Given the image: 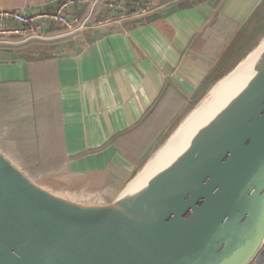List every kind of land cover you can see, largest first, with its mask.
Here are the masks:
<instances>
[{
	"label": "water",
	"instance_id": "95a60500",
	"mask_svg": "<svg viewBox=\"0 0 264 264\" xmlns=\"http://www.w3.org/2000/svg\"><path fill=\"white\" fill-rule=\"evenodd\" d=\"M121 1L104 0L99 17ZM85 41L53 40L47 53L80 50ZM18 58L0 48V63ZM252 69L183 155L130 189L145 163L109 201L57 193L0 149V264H248L264 252V52Z\"/></svg>",
	"mask_w": 264,
	"mask_h": 264
},
{
	"label": "crops",
	"instance_id": "0c3cea01",
	"mask_svg": "<svg viewBox=\"0 0 264 264\" xmlns=\"http://www.w3.org/2000/svg\"><path fill=\"white\" fill-rule=\"evenodd\" d=\"M125 1L114 11L108 3L106 13L129 12L150 2L152 9L144 16L154 17L142 22L133 21L139 16L126 17L107 26L85 28L64 37H85L80 50L62 48L40 62L43 70L48 64L54 66L51 86L56 95L51 99L49 118L40 117V126L51 129L42 141L44 147L60 146L65 160L59 170L39 182L79 201L104 202L116 197L164 143L167 132L178 125H172L175 114L185 109L184 117L221 78L226 58L240 41L249 37L258 42L264 35V0ZM59 2L0 0V10L32 14L55 10ZM103 2L96 7V17ZM88 8L84 3L69 6L66 14H82ZM241 8L247 11L239 16ZM218 15L238 27L220 54L212 57L203 49L202 33ZM41 21L47 30L61 29L57 22ZM12 49L19 58L0 63V81L26 89L27 60ZM47 51L31 44L25 50L26 58L47 56ZM32 64V76L40 81L42 70ZM43 79L47 81V73ZM147 128L150 134L160 131L150 142Z\"/></svg>",
	"mask_w": 264,
	"mask_h": 264
},
{
	"label": "trees",
	"instance_id": "16d2710c",
	"mask_svg": "<svg viewBox=\"0 0 264 264\" xmlns=\"http://www.w3.org/2000/svg\"><path fill=\"white\" fill-rule=\"evenodd\" d=\"M237 27L236 22L228 17L224 15L216 16L204 33H202V38L205 40L203 45L204 51L212 57L218 56ZM249 40L251 41L252 39L249 38ZM48 42L32 39L13 46L27 60L30 76L26 79V89L14 87L11 85V82L0 81V148L2 150H4L3 147L7 148V155L10 152L18 153V157L11 156V158L15 161H26V165L22 168L32 177L59 170L65 160L64 150L60 149V146L49 147V144H47L44 147L42 135L47 136L51 129L40 126V117L46 115L45 118H49L48 110L51 107V99L56 96L54 88L51 86L53 73L55 72L54 66L52 67V64H48L43 70V64L40 62L52 56L36 55L33 58L29 56L26 58L25 53L27 46L31 44L37 43V45H41L45 49ZM237 52L238 49L234 52L235 56ZM32 63H37V70H42L43 77L44 73H47V81L43 77L40 81L38 78H33L32 74L34 70L31 68ZM160 116L166 117L165 114ZM146 118L147 115L144 116V120ZM182 119L183 117L177 122L179 123ZM175 128H171L167 132V136ZM147 130L146 139L148 142L152 141L154 135L160 132L153 130V133L151 132L150 134V128H147ZM27 169L31 170L32 173H28ZM113 178H115V175L110 176V179Z\"/></svg>",
	"mask_w": 264,
	"mask_h": 264
},
{
	"label": "built area",
	"instance_id": "2783aa9c",
	"mask_svg": "<svg viewBox=\"0 0 264 264\" xmlns=\"http://www.w3.org/2000/svg\"><path fill=\"white\" fill-rule=\"evenodd\" d=\"M99 1L101 0H60L57 9L32 14L14 9L0 10V48H12L14 45L32 39L49 42L63 39L85 28L103 27L126 17L144 16L152 9V3L147 2L129 12L105 13L103 17H96L95 12ZM83 3L89 6L84 13L66 14V9L69 6ZM42 18L50 22H57L61 29L58 31L45 29L41 21ZM262 248H264V244ZM248 264H264V252L260 251Z\"/></svg>",
	"mask_w": 264,
	"mask_h": 264
},
{
	"label": "bare ground",
	"instance_id": "6f19581e",
	"mask_svg": "<svg viewBox=\"0 0 264 264\" xmlns=\"http://www.w3.org/2000/svg\"><path fill=\"white\" fill-rule=\"evenodd\" d=\"M263 52L264 38L227 76L218 82L213 91L186 118L181 127L167 141L165 140L166 142L159 147L157 152L146 162L141 172L129 184L130 189L140 186V184L147 181L160 168L169 164L177 156L185 153L194 136L213 119L234 92L240 86L242 87L245 84V80L252 75V68Z\"/></svg>",
	"mask_w": 264,
	"mask_h": 264
},
{
	"label": "rangeland",
	"instance_id": "374dc122",
	"mask_svg": "<svg viewBox=\"0 0 264 264\" xmlns=\"http://www.w3.org/2000/svg\"><path fill=\"white\" fill-rule=\"evenodd\" d=\"M246 8H241L240 9V13H239V16H242L243 14H245L246 13ZM262 37V36H261ZM247 38H249V37H247ZM245 39V40H241L240 41V43H239V47H238V52L236 53V56L234 55V52H231L232 54H230L227 58H226V60H225V62H224V65L222 66V71H221V77H223V76H225L226 75V73L231 69V68H233L234 67V65H236L239 61H240V59H242L245 55H246V53L248 52V51H250V45H254L255 43H258V42H256L257 40L255 39H253V40H249V39ZM256 45V44H255ZM245 53V54H244ZM188 108V107H187ZM186 108V109H187ZM185 110V109H184ZM184 110H182L180 113L178 112V113H176L175 114V116H174V119H173V121H172V125H173V123H178L177 121H178V119L183 115V113H184ZM175 123V124H176ZM165 137V136H164ZM163 137V138H164ZM1 147V146H0ZM1 150H2V148H0ZM3 149L4 150H2L6 155H7V153H6V151H7V148H4L3 147ZM10 155V156H9ZM9 155H7L10 159H11V161H13L16 165H18L19 167H24L25 165H26V161L25 162H23L22 160H13L12 158H11V156H14V157H18L19 156V154L18 153H16V152H13V153H9ZM23 169V168H22ZM24 170V169H23ZM25 171V170H24ZM27 171H28V173H32V171L31 170H28L27 169ZM26 172V171H25ZM50 173H52V171L51 172H48V173H46V174H42V175H40V176H35V177H32V176H30L32 179H34V180H36L37 182H39V181H43L44 179L42 178V176H46L47 174H50ZM136 175V174H135ZM134 177V176H133ZM132 177V178H133ZM131 178V179H132ZM131 179L128 181V182H126L127 184L131 181ZM40 183V182H39ZM41 184V183H40ZM127 184H125V186L122 188V189H124L125 187H126V185ZM53 190V189H52ZM53 191H55V190H53ZM55 192H57V191H55ZM57 193H60V194H64V193H61V192H57Z\"/></svg>",
	"mask_w": 264,
	"mask_h": 264
}]
</instances>
